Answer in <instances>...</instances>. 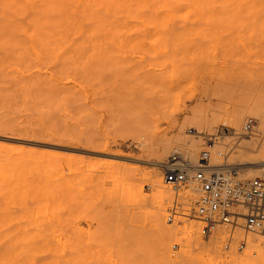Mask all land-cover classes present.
<instances>
[{
    "label": "rangeland",
    "instance_id": "1",
    "mask_svg": "<svg viewBox=\"0 0 264 264\" xmlns=\"http://www.w3.org/2000/svg\"><path fill=\"white\" fill-rule=\"evenodd\" d=\"M94 1L0 0V137L17 139H0V254L3 256L0 264H24L26 259L35 257L50 264H126L119 249L122 243L113 234L118 225L104 233L103 223L96 224L98 220L91 216L88 203L94 189L111 192L130 180L121 174L122 166L115 162L89 160L78 151L62 148L100 151L106 141L108 152L138 155L133 148L135 145L127 143L132 141V136L114 128L113 121H117L109 112L115 96L129 93L131 89L140 91L143 105H138V109L143 107L142 116L147 122L151 120L150 123L158 127L157 131L170 136L181 125L192 100L208 95L220 75L230 77L240 69L247 74L264 71V45L259 38L207 34L171 41L152 38L142 43L141 33L151 31L153 23L162 29L176 15L190 21L197 16L186 17L185 9L166 16L167 11L164 13L161 8L158 13L137 15L135 8L128 9L115 2L98 4L114 8L100 18L94 14L92 30L96 37H107L108 46L112 36L121 40L114 43V49L122 53L116 59L120 69L109 73L115 76L113 81L116 82L111 81V76L106 77L108 73L99 72L92 75L94 80L90 79L92 77L76 80V61L82 54L85 56L86 51L76 45L64 50L67 42H48L37 34L28 38L33 30L28 17L53 8L51 19H55L59 15L56 8L67 7L69 11L65 12L70 14L73 6ZM206 19L200 17L197 26H203ZM175 27L177 31L185 30H180L178 25ZM120 71L123 75L119 79ZM253 77L254 87L250 89L256 93L264 86V78ZM67 82L77 85H64ZM250 116L255 129L256 119ZM189 128L190 125L185 128L187 134H190ZM206 138L205 142L209 143ZM112 142L119 148L112 147ZM133 165L137 166L131 173L141 174L142 189L149 193L152 187L149 189L144 177L148 176L150 168L145 164ZM157 171L162 175L160 169ZM161 179L164 183L163 176ZM99 205V211H110L109 200L102 199ZM165 215L164 223L169 226L172 223L166 221ZM190 220L179 218L173 222L177 229L186 230L188 243L181 244L177 240L170 243L171 263L176 253L182 252L190 264H217L228 253H239L246 248L225 251L220 240L218 256L203 252L195 245V242L204 243L198 232L199 224ZM259 237L263 246V238ZM33 247L39 250L28 251ZM126 256H129L128 251Z\"/></svg>",
    "mask_w": 264,
    "mask_h": 264
},
{
    "label": "bare ground",
    "instance_id": "2",
    "mask_svg": "<svg viewBox=\"0 0 264 264\" xmlns=\"http://www.w3.org/2000/svg\"><path fill=\"white\" fill-rule=\"evenodd\" d=\"M115 2L126 5L125 8L128 9L135 8L134 12L137 15L158 13L159 8H161V11L162 9L163 12L164 10L167 11V13L164 12L166 16L173 14L175 10L180 11V9L186 10L184 12L186 17L197 16L193 21H190L179 19L176 15L178 19L170 20L162 29L153 23L151 31L141 33L140 41L142 43L152 38H165L171 41V39L192 35L232 34L239 35L241 38L242 36L259 38L264 45V0H96L93 4L87 2L81 6L80 4L73 6L70 9V14L65 12L69 11L67 7L56 8L55 10L59 15L55 19H51V16L54 15L52 14L53 8L45 10L44 13L41 12L38 15L28 17L33 29L30 31L28 38L32 39V36L34 37L37 34L40 35V38L43 36L48 42H67L64 50L75 45L78 49H84L87 54L85 56L82 54L75 64V72L78 76L76 80L81 77H92L90 79H93L92 75L94 74L108 73L106 77L111 76L110 79L113 81L115 76L109 73L119 71L120 66L117 64L116 59L118 56H122L121 51L114 49V43H120L121 40L117 38L118 36H112L108 46L107 37H96L92 30V22L94 14L100 18L101 14L108 13L111 8H114V6L102 7L98 4H113ZM200 17H206L207 21L202 23L203 26L198 27ZM50 24L51 26H49ZM168 24L170 25L168 26ZM177 25L179 29L183 28L185 30L180 29L181 31H177L175 29ZM93 40L94 42H92ZM80 42H82L81 46ZM121 71L119 72L120 75L117 74L119 79L123 75ZM263 72L261 74L253 71V73L249 72L247 74L240 69L236 74L229 73L232 75L230 77L229 74L228 77L220 75L219 81L210 89L208 95L198 96L192 102L190 99L191 107L183 117L181 125L170 136H166L165 133L159 130L157 131L156 128L158 127L150 123L151 120L147 122V119L142 116L141 110L143 107L141 110L138 109V105H143L141 104L143 97L140 91L130 88L133 91L124 95L118 94L111 104V113L109 112L112 119L117 121L115 123L112 120L113 124H116L113 127L117 131H123L132 136V141H129L131 143H127L131 144L132 147L135 145L133 148L138 151V155L128 156L119 152H108L105 149L108 147L106 141L103 142L104 145L100 151L62 148L72 152L78 151L80 156L89 160L93 158L115 162L120 167L122 166L123 171L121 170V174L130 180L126 185L119 188L115 187L117 188L115 191L105 192L104 190L94 189L95 191L90 192V202L88 203L91 216L95 217L96 221L98 220L96 224L103 223L101 229L104 233L108 232L110 227L118 225V230L113 234L122 243L119 249H121V257H123L125 263L127 262L126 264H190L189 260H186L182 255V252L181 254L176 253L173 263L170 261V255L168 256V249L173 240H177L176 242L179 241L181 244L188 243L186 230L177 229L178 226L173 222L169 226L164 223V214L171 205L174 193L167 183H162V175L157 169H160L161 163L170 153L181 152L192 160H196L202 150H208L210 161L213 164L221 163L222 157H224L226 163L237 164L241 168L243 176H260L264 178V86L261 84L262 86L260 85L261 87L256 93L250 89L254 87L255 82V78L252 79V76L264 78ZM101 79L104 81L103 78ZM60 82L63 84L62 81ZM74 82H67L64 85L76 87L77 84L75 83V85ZM149 98L148 101L151 103L154 98H151V100ZM247 115L248 118L253 115L257 122L255 129L251 132L243 131ZM187 125L192 128L190 134L186 133L185 128ZM210 135H212L211 139L213 141L209 144L207 141V143L205 142V138L208 137L209 139ZM0 139L17 140L10 137L4 138L3 136ZM111 145L116 149L119 148L113 142ZM129 164H145L150 168L148 176H145L147 172L144 171V178L148 180L146 181L149 189L152 187L149 193H145L142 189L143 177L141 174L138 176L131 173V170L137 165L132 166ZM136 170L138 171V169ZM137 171L135 172L137 173ZM182 192L181 190L175 193V197H179L183 202H188L190 200L188 195L186 194L187 197L184 196L186 191H184V195L181 194ZM102 199L110 201L111 208L107 213L98 210V205ZM121 206L122 209H120ZM141 219L144 220L143 224L140 222ZM138 223L141 226H138ZM197 223L199 224V222ZM145 228L150 234H144L148 233L144 230ZM234 234L240 238L242 230L235 228ZM225 235V226H219L204 240V243L195 242V245L198 244L203 252L218 256L217 246H219L220 240L223 241ZM245 246L246 248L239 253L231 252L229 249L228 251L231 253L225 255L217 264H264V246H262L258 234L247 235ZM182 248L184 247L182 246ZM33 250H39V248H28V251L32 252ZM127 251L129 253L128 257L126 256ZM0 257L3 256L0 254ZM25 263L50 264L48 261H38L36 257L35 259H26Z\"/></svg>",
    "mask_w": 264,
    "mask_h": 264
},
{
    "label": "built area",
    "instance_id": "3",
    "mask_svg": "<svg viewBox=\"0 0 264 264\" xmlns=\"http://www.w3.org/2000/svg\"><path fill=\"white\" fill-rule=\"evenodd\" d=\"M254 121L248 118L244 132H251ZM192 128H189V131ZM209 136V144L213 141ZM163 181L175 192H187L188 202L175 197L166 211V220L172 223L179 218L199 222L198 232L207 239L219 226H225L222 249L241 250L249 233L263 238L264 246V178L246 177L237 164H213L208 150H202L196 160L181 152H172L161 163ZM242 236L236 237L234 229ZM173 245V247H175Z\"/></svg>",
    "mask_w": 264,
    "mask_h": 264
}]
</instances>
